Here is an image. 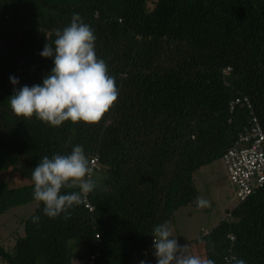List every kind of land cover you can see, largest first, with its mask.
Instances as JSON below:
<instances>
[{"label": "trees", "instance_id": "obj_1", "mask_svg": "<svg viewBox=\"0 0 264 264\" xmlns=\"http://www.w3.org/2000/svg\"><path fill=\"white\" fill-rule=\"evenodd\" d=\"M73 13L94 30L117 100L94 125L16 117L8 97L50 72L52 59L39 53ZM242 96L264 130V0H0V173L27 181L10 189L0 180V215L36 201L31 174L44 155L80 144L106 173L104 187L87 195L92 213L83 198L67 218H48L37 201L13 253L0 245V257L71 264L77 255L87 264L97 254L95 264H133L151 250L153 226L172 229L176 211L197 200L194 173L220 160L247 126L246 108L229 111ZM228 214L202 237L206 257L264 264V187Z\"/></svg>", "mask_w": 264, "mask_h": 264}, {"label": "clouds", "instance_id": "obj_2", "mask_svg": "<svg viewBox=\"0 0 264 264\" xmlns=\"http://www.w3.org/2000/svg\"><path fill=\"white\" fill-rule=\"evenodd\" d=\"M96 36L92 27L79 13L71 15L70 23L56 30L53 44L45 43L39 55L52 59V68L39 84L13 88L8 105L16 117H35L49 127L64 122L94 125L99 122L118 97L115 76L111 75L104 59L99 58L95 47ZM13 86L19 84L15 76L9 77ZM93 168L80 144L67 154L44 155L32 169L33 198L43 205L42 213L48 218L70 214L69 209L82 203L95 184L91 179ZM78 188V191H67ZM198 197L197 208L208 206ZM39 216L32 222L38 223ZM152 243L156 264H216L214 259L188 251L172 236L169 222L153 226ZM201 243H206L201 241ZM225 264H246L235 254L226 256ZM141 264H147L141 261Z\"/></svg>", "mask_w": 264, "mask_h": 264}, {"label": "rangeland", "instance_id": "obj_3", "mask_svg": "<svg viewBox=\"0 0 264 264\" xmlns=\"http://www.w3.org/2000/svg\"><path fill=\"white\" fill-rule=\"evenodd\" d=\"M148 6L152 7L150 1ZM103 169L99 166L91 177L97 189L104 187L106 173ZM193 179L198 197L206 199L209 202L208 206L197 208L196 200L187 206L180 207L175 213L172 236L177 237L181 246L188 245L190 253L206 256L204 244L201 243L202 237L227 217L228 211L237 205V201L234 199L233 188L221 160L200 168L194 173ZM0 180L5 181L10 189L27 184L19 172L12 169L1 172ZM37 206L38 202L32 201L0 215V245L7 252L13 253L16 240L24 236V221L34 213ZM80 252L81 250L77 247L73 249L75 254ZM84 262L85 259H80L77 255L71 260V264H83ZM0 264H7V262L0 257Z\"/></svg>", "mask_w": 264, "mask_h": 264}, {"label": "built area", "instance_id": "obj_4", "mask_svg": "<svg viewBox=\"0 0 264 264\" xmlns=\"http://www.w3.org/2000/svg\"><path fill=\"white\" fill-rule=\"evenodd\" d=\"M226 70L230 71L229 68ZM224 74H228V72L224 71ZM237 107L248 110V124L237 135L233 144L226 150L220 160L225 166L226 175L233 188L234 199L238 205L264 187V130L248 97H237L230 101L229 111L231 113ZM89 164L94 172L99 167L98 158L92 157ZM87 195L84 197L85 208L92 213L94 207L89 203ZM229 217L228 214L226 218ZM96 238L98 239V236ZM228 238L231 242L234 241L233 235H229ZM96 257L97 254L92 255L86 260L87 264H95ZM149 260L151 261L150 264L153 263L152 260H156L152 242L151 250H143L140 258L136 259L133 264H141V261H146L149 264Z\"/></svg>", "mask_w": 264, "mask_h": 264}]
</instances>
